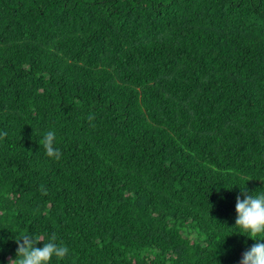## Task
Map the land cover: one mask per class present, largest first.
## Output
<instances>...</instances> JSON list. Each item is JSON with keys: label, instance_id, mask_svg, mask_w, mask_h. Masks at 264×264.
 <instances>
[{"label": "trees", "instance_id": "trees-1", "mask_svg": "<svg viewBox=\"0 0 264 264\" xmlns=\"http://www.w3.org/2000/svg\"><path fill=\"white\" fill-rule=\"evenodd\" d=\"M242 188L264 191V0H0V264L53 233L50 264H241Z\"/></svg>", "mask_w": 264, "mask_h": 264}, {"label": "clouds", "instance_id": "clouds-1", "mask_svg": "<svg viewBox=\"0 0 264 264\" xmlns=\"http://www.w3.org/2000/svg\"><path fill=\"white\" fill-rule=\"evenodd\" d=\"M55 141L56 133L48 131L40 143L48 157L59 160L62 154L54 146ZM242 191L245 198L237 196L235 226L240 230L238 233L258 242L245 251L241 264H264V191L255 195H248L246 188H242ZM41 241L44 242L43 237L38 234H23L16 238V257L10 258L8 264H50L53 257L62 260L69 253V248L63 242L57 243L55 233L44 242L43 247H37Z\"/></svg>", "mask_w": 264, "mask_h": 264}]
</instances>
